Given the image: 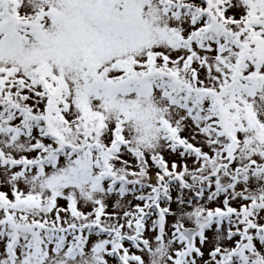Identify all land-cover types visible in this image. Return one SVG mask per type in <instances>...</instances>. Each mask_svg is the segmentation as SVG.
<instances>
[{
	"label": "snow or ice",
	"instance_id": "obj_1",
	"mask_svg": "<svg viewBox=\"0 0 264 264\" xmlns=\"http://www.w3.org/2000/svg\"><path fill=\"white\" fill-rule=\"evenodd\" d=\"M0 264H264V0H0Z\"/></svg>",
	"mask_w": 264,
	"mask_h": 264
}]
</instances>
